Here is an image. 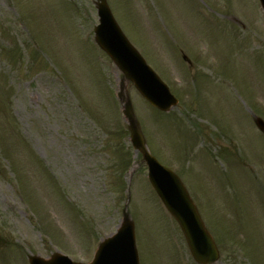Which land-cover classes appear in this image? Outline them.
I'll return each instance as SVG.
<instances>
[{
  "label": "rangeland",
  "instance_id": "rangeland-1",
  "mask_svg": "<svg viewBox=\"0 0 264 264\" xmlns=\"http://www.w3.org/2000/svg\"><path fill=\"white\" fill-rule=\"evenodd\" d=\"M107 2L177 108L158 113L122 83L92 43V0H0V264L56 251L88 263L125 207L140 264H195L129 146L121 87L152 155L181 177L214 234L216 264H264V136L250 127L252 108L264 121L257 1ZM237 154L253 168L240 170Z\"/></svg>",
  "mask_w": 264,
  "mask_h": 264
},
{
  "label": "water",
  "instance_id": "water-1",
  "mask_svg": "<svg viewBox=\"0 0 264 264\" xmlns=\"http://www.w3.org/2000/svg\"><path fill=\"white\" fill-rule=\"evenodd\" d=\"M97 6L101 25L96 28L98 43L108 53L114 63L120 68L128 79L133 81L140 93L161 110H167L175 104V100L169 95L167 89L159 80L144 66V62L138 54L131 49L130 45L120 34L118 28L111 21V16L104 0ZM264 5V0H262ZM129 121L133 146L142 151L144 159L151 168L150 180L165 203H170V210L179 220L185 237L187 238L190 251L195 261L201 264H211L217 259V252L211 239L201 226L198 215L190 200L185 194L182 186L172 175L164 171L165 179L162 178V171L156 163L147 155L144 150V141L140 135L139 128L135 124L130 105L126 103L125 112ZM259 126L262 124L259 122ZM159 172L158 174L156 172ZM165 183L162 185V183ZM132 225L126 222L122 232L115 238L107 241L102 247L92 264H137V255L134 250ZM31 264H70L61 258H55L52 262H43L38 259H31Z\"/></svg>",
  "mask_w": 264,
  "mask_h": 264
}]
</instances>
